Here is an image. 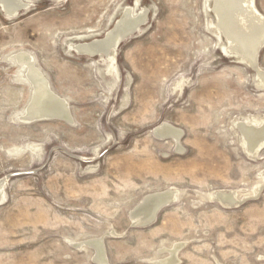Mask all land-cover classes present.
Masks as SVG:
<instances>
[{
	"label": "rangeland",
	"instance_id": "rangeland-1",
	"mask_svg": "<svg viewBox=\"0 0 264 264\" xmlns=\"http://www.w3.org/2000/svg\"><path fill=\"white\" fill-rule=\"evenodd\" d=\"M21 1L13 17L0 4V264H159L176 245L178 264H264V149L251 156L240 129L264 125V83L227 49L214 1ZM128 9L145 21L113 62L75 50ZM24 53L71 121L24 118ZM166 124L179 142L156 135ZM168 190L154 223L134 224L136 207Z\"/></svg>",
	"mask_w": 264,
	"mask_h": 264
},
{
	"label": "bare ground",
	"instance_id": "bare-ground-1",
	"mask_svg": "<svg viewBox=\"0 0 264 264\" xmlns=\"http://www.w3.org/2000/svg\"><path fill=\"white\" fill-rule=\"evenodd\" d=\"M213 11L216 15L217 23L215 28L223 34L229 45V49L240 60L248 63L257 72L259 80L264 83V71L258 65V52L264 45V16L256 9L255 0H213ZM0 4L7 16L13 17L18 14L26 5L21 0H0ZM132 11L128 9L122 19L117 23L105 39L84 43L75 47V50L83 55L94 57L95 55L104 54L114 61V57L108 55L112 49L116 50L121 41L127 36L135 33L144 23V15H138L133 18ZM147 18V17H146ZM228 52V51H227ZM18 61L27 67V72L34 85V97L27 110L26 120L33 121L37 119H49L47 117L57 116L54 119H64L71 121L70 112L67 103L53 93L47 84L43 74L33 65V58L25 53L17 56ZM259 82V81H258ZM46 116V118H45ZM44 117V118H40ZM264 121V120H263ZM264 123V122H263ZM240 129L243 133V145L246 151L253 157L264 149V125L260 127L248 124H241ZM160 137H170L177 142L181 139L182 132L169 124L160 127L156 131ZM5 181H0V199L4 190ZM259 187L257 191L261 190ZM214 200L220 201L223 205H230L236 202V193H217L212 196ZM175 198V191L168 190L161 193H155L147 196L144 201L136 207L131 213L134 224L144 225L154 217L158 207ZM160 199V200H159ZM161 199L163 202H161ZM149 201L148 203H146ZM175 201V200H173ZM148 221V222H147ZM95 246L97 261L105 263L103 246L100 240L90 241ZM92 247V246H91ZM94 248V247H93ZM181 245H176L170 251V258L159 262V264H178L180 259L178 252ZM106 264V263H105Z\"/></svg>",
	"mask_w": 264,
	"mask_h": 264
},
{
	"label": "water",
	"instance_id": "water-1",
	"mask_svg": "<svg viewBox=\"0 0 264 264\" xmlns=\"http://www.w3.org/2000/svg\"><path fill=\"white\" fill-rule=\"evenodd\" d=\"M122 42H123V40L121 41V43H122ZM108 53H110V51H109ZM97 55H98V54H97ZM28 79H29V81H31L32 84H33V81H32V79H31L29 73H28ZM33 87H34V85H33ZM55 117H57V116L54 115V116H50V117H47V118H55ZM40 118H44V117H40ZM45 118H46V116H45ZM159 200H160V199H159ZM148 202H149V201H147L146 203H148ZM161 202H163L162 199H161ZM171 203H172V200L169 201V202H167V203L161 204V206L158 207V209H157V211H156L154 217H153L149 222L147 221L149 224H146V226H147V225H150V224H152V223H154V221L156 220V217H157L158 213L160 212V210H162V209L165 208L166 206L170 205ZM140 206H141V205H140ZM141 207H142V206H141ZM140 226H144V225H140ZM89 245L95 247V246L92 245L91 243H89ZM102 246H103V243H102ZM103 253H104V256H105L104 246H103Z\"/></svg>",
	"mask_w": 264,
	"mask_h": 264
}]
</instances>
